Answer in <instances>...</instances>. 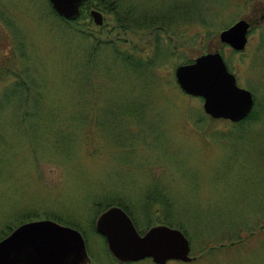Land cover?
I'll list each match as a JSON object with an SVG mask.
<instances>
[{
    "label": "rangeland",
    "instance_id": "obj_1",
    "mask_svg": "<svg viewBox=\"0 0 264 264\" xmlns=\"http://www.w3.org/2000/svg\"><path fill=\"white\" fill-rule=\"evenodd\" d=\"M150 1L191 2L210 27L202 19L163 36L130 31L117 49L96 52L97 39L118 34L103 11L90 8V23L98 10L106 27L88 32L61 23L49 0H0V63L10 70L0 79V234L28 216L58 218L84 231L92 264H122L95 221L123 204L141 234L158 221L181 226L197 257L188 264H264V0ZM242 19L252 29L236 53L219 34ZM215 50L253 94L256 122L212 121L203 100L179 88L176 68ZM135 60L154 69L138 76ZM223 233L242 243L210 253Z\"/></svg>",
    "mask_w": 264,
    "mask_h": 264
},
{
    "label": "water",
    "instance_id": "obj_2",
    "mask_svg": "<svg viewBox=\"0 0 264 264\" xmlns=\"http://www.w3.org/2000/svg\"><path fill=\"white\" fill-rule=\"evenodd\" d=\"M55 13L66 21H76L86 0H49ZM97 27L104 25L98 10L90 12ZM252 28L242 19L219 34L221 44L234 52L245 51ZM181 91L203 100L206 116L216 121L240 124L253 112V94L238 86L225 58L219 50L208 51L192 63L175 70ZM95 229L105 238L111 256L122 264L152 260L154 264L191 263L189 239L179 229L165 224L155 225L140 234L128 213L111 206L96 219ZM0 264H92L86 241L80 231L56 221H29L17 226L0 241Z\"/></svg>",
    "mask_w": 264,
    "mask_h": 264
},
{
    "label": "trees",
    "instance_id": "obj_3",
    "mask_svg": "<svg viewBox=\"0 0 264 264\" xmlns=\"http://www.w3.org/2000/svg\"><path fill=\"white\" fill-rule=\"evenodd\" d=\"M190 3L191 2H189V3L188 2H181V4H180L179 2L174 1V2H169L167 5L162 4L160 7H157L150 0H148V2H142V4H140V5H138L136 3L131 4L130 0H100L99 2L93 3V4L90 0H86L83 7H82L81 15L76 21H66V20L60 18L57 14H56L57 15L56 17L65 26H67V27L69 26V28L73 27L74 25H79V27H80L79 22H84L85 28L89 32V31H91L90 26L91 25L94 26L93 23H90V16L88 13L90 8H96L100 11H103L106 15H109L111 17L113 23H114L115 31H118V34L115 36L114 40L113 39H107V41L101 42L99 39H97L96 43H98V44H96L93 48V51L97 52L101 47L109 48V46H111V48L117 49V47H118L117 44H118V41H119L121 35L127 34L130 31L153 32V33H158L159 36H161V35L163 36V35L169 34L171 32L172 28L175 26H178L180 24V22H182V21L184 22L185 25L187 24L189 27H191L193 25H196L197 23L202 22V19L205 20L206 19L205 16H201L199 7L195 8V6H194V9H193ZM134 11H138L137 16H132ZM172 15H176V16H172ZM205 22L210 27L209 21L207 19L205 20ZM105 27L106 26L95 27V28L97 30H103ZM83 33L86 34L89 38L93 37V34H89L85 31H83ZM107 35L109 38H111L109 33H107ZM94 59L95 58L92 57L91 61L94 62ZM192 62L193 61H189V62H187V64L192 63ZM128 63L131 64L133 71L138 76H141V74L139 72L143 68L146 70H147V68H149L152 71V69H154V66H155V63L152 61L147 62L146 65H144V63L141 60H135V62H128ZM9 71L10 70L8 69L6 64L0 63V79L4 78L5 72L9 73ZM142 74L144 77H147V78L149 77V74H145L143 72H142ZM150 77H151V75H150ZM17 87L12 88L13 91L16 92L15 94H17V92L22 93L21 96H23L24 99L26 100L25 104L27 102L32 103V100H34L36 94L34 95L33 93H31V91L28 92V90L27 91L26 90L21 91L19 89V87L18 88ZM33 105H36V104L34 103ZM208 119H210V118L208 117ZM257 119L258 118H257L256 106H255L252 114L245 121L241 122L240 124H236L235 126H244L247 123L256 122ZM210 120H212V119H210ZM212 121H214V120H212ZM111 206H119V207L123 208L129 214V216L132 218V220L134 219V217H132V214L129 211V209L126 206H124L123 204L107 206L99 214H101L107 208H109ZM151 208L153 209L154 213L156 214L159 211L158 209H160L162 207L161 206L155 207V204L151 203ZM30 217H32V216H28V217L24 218L22 221H19L18 224H23V223H26L29 221H35V220H31ZM44 218L52 220V217H44ZM40 219H42V218H40ZM53 219L56 220V222H58L60 224H62L61 222H63L62 220H60L58 218H53ZM133 222H134V220H133ZM134 224L136 225L135 222H134ZM161 224H165V225H168L170 227L174 226L173 228L181 230L186 235V237L189 239V241L190 242L192 241V239H190L188 234L183 230V228L181 226L173 225L171 223V221H169V220L158 221V223L156 225H161ZM63 225L77 229L78 231H80L83 234V236L85 237V240H86V235H85L84 231L81 228H79L78 226L73 225V224H68V223L63 224ZM153 226H155V225H153ZM151 227H149V228H151ZM12 231H13V228H11V227L6 228L4 233L0 234V241L3 240L6 236H8ZM224 234L225 233H223L222 238L221 237L219 238L220 239L219 242H216V243L212 242L213 244L210 245L209 247H207L208 250H211L210 253L211 252H217V251H224V250L227 251V249H226L227 245L233 246V245L242 243V238L236 237V236H235L236 237L235 238L234 236H228V235H226V234L224 235ZM86 244H87V242H86ZM194 258H197V257H194Z\"/></svg>",
    "mask_w": 264,
    "mask_h": 264
},
{
    "label": "flooded vegetation",
    "instance_id": "obj_4",
    "mask_svg": "<svg viewBox=\"0 0 264 264\" xmlns=\"http://www.w3.org/2000/svg\"><path fill=\"white\" fill-rule=\"evenodd\" d=\"M0 16H6L5 14H4V12H0Z\"/></svg>",
    "mask_w": 264,
    "mask_h": 264
}]
</instances>
